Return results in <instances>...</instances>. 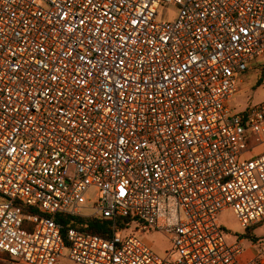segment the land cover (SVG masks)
Wrapping results in <instances>:
<instances>
[{"label":"built area","instance_id":"1","mask_svg":"<svg viewBox=\"0 0 264 264\" xmlns=\"http://www.w3.org/2000/svg\"><path fill=\"white\" fill-rule=\"evenodd\" d=\"M263 55L264 0H0V261L264 264L216 220L264 224V102L228 105Z\"/></svg>","mask_w":264,"mask_h":264},{"label":"rangeland","instance_id":"2","mask_svg":"<svg viewBox=\"0 0 264 264\" xmlns=\"http://www.w3.org/2000/svg\"><path fill=\"white\" fill-rule=\"evenodd\" d=\"M171 8L170 13L172 14ZM162 12V18L168 19L169 14ZM261 83L260 85H258ZM264 102V55L257 59H254L246 73L242 75V84L238 87V94H236L229 102V107L236 113L243 111L249 107ZM253 148L250 150L248 158H254L264 152L263 144H252ZM218 225L224 232V238L227 244H234L241 242L244 249L247 251L250 249L253 240L264 241V224L257 226L250 232H246L240 225L238 219L234 215L231 209H225L217 214L216 217ZM144 241L148 244L152 250L160 255L164 256L165 252L170 248V242L166 235L150 232L143 236ZM67 255V252L64 253ZM0 264H17L0 262ZM60 264H68L65 259L60 261Z\"/></svg>","mask_w":264,"mask_h":264},{"label":"trees","instance_id":"3","mask_svg":"<svg viewBox=\"0 0 264 264\" xmlns=\"http://www.w3.org/2000/svg\"><path fill=\"white\" fill-rule=\"evenodd\" d=\"M260 84L261 83H259L258 85ZM55 221L58 225L61 226L63 233L66 229L71 227L80 232L96 235L105 239L110 237L109 222L99 217L74 218L63 215H57ZM5 259L6 258H4V261L0 262L8 263Z\"/></svg>","mask_w":264,"mask_h":264},{"label":"crops","instance_id":"4","mask_svg":"<svg viewBox=\"0 0 264 264\" xmlns=\"http://www.w3.org/2000/svg\"><path fill=\"white\" fill-rule=\"evenodd\" d=\"M252 253H253V252H252V250H250V249L247 250V251H245V252H244V258H245V259H250V258L252 257V255H253Z\"/></svg>","mask_w":264,"mask_h":264}]
</instances>
